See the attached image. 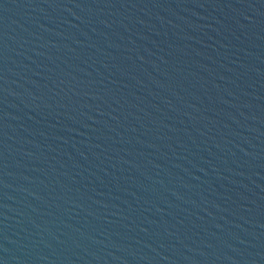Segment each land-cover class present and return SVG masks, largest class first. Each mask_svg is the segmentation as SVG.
Returning <instances> with one entry per match:
<instances>
[{
	"label": "water",
	"instance_id": "95a60500",
	"mask_svg": "<svg viewBox=\"0 0 264 264\" xmlns=\"http://www.w3.org/2000/svg\"><path fill=\"white\" fill-rule=\"evenodd\" d=\"M0 264H264V0H0Z\"/></svg>",
	"mask_w": 264,
	"mask_h": 264
}]
</instances>
